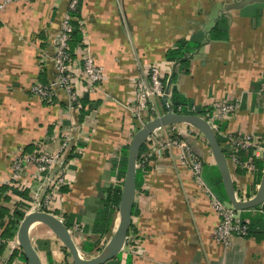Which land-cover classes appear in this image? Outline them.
<instances>
[{
  "label": "crops",
  "instance_id": "obj_1",
  "mask_svg": "<svg viewBox=\"0 0 264 264\" xmlns=\"http://www.w3.org/2000/svg\"><path fill=\"white\" fill-rule=\"evenodd\" d=\"M69 1H16L0 10V189L8 188L0 192V207L9 215L14 209L24 214L12 237L5 238L0 247V264H28L19 231L22 221L35 212L34 166L25 165L31 189L8 186L5 181L12 160L36 151L55 152L67 138L74 142L68 182L52 215L67 229L82 261L95 259L109 247L120 221L119 207L112 214L110 231L102 237L96 233L102 223L99 212L106 192L120 188L124 180L122 150H128L135 133L152 116L150 112L143 114L139 123L131 112L132 86L136 79L145 77L146 65L171 64L167 91L171 95L175 89L188 103L177 106L182 111L185 108L194 113L225 99L235 103V113L220 124L222 138L264 132V3L78 0L75 10L70 11ZM65 14L70 15L73 26L77 25L80 36L78 44H69L72 72L80 70L82 56L88 55L104 75L91 93L86 92L83 82L76 81V105L69 103L64 92L47 103L31 91L33 85L46 86L54 78L52 48ZM221 17L226 19L220 28L225 38L209 40ZM199 34L203 35L200 46L182 59L186 65L182 60L166 61L180 41ZM153 104L156 114L164 113L160 101ZM157 130L141 145V160L164 141L165 136ZM175 131L203 159L202 175L205 170L219 174L205 141L182 123ZM180 153L178 148H166L159 151L163 159H157L155 153L148 158L150 168L135 193L136 213L127 242L125 239L120 252L104 264H115L117 258L119 264H264V238L233 236L226 245L215 242L218 218L209 194L213 192L203 181H196ZM239 154L243 163L252 161L255 167L252 172L228 163L235 197L247 202L260 186L263 152L250 148ZM239 216L264 219V200L257 207L239 211ZM7 217H1L3 224ZM76 226L81 231L75 230ZM255 231L256 236L258 231L264 232V223L256 225ZM27 234L39 264H74L50 224L34 221Z\"/></svg>",
  "mask_w": 264,
  "mask_h": 264
},
{
  "label": "built area",
  "instance_id": "obj_2",
  "mask_svg": "<svg viewBox=\"0 0 264 264\" xmlns=\"http://www.w3.org/2000/svg\"><path fill=\"white\" fill-rule=\"evenodd\" d=\"M25 0H0V10L13 2ZM78 0L69 1L70 11L75 10ZM73 32L71 17L65 14L60 22L58 31V39L52 48V64L54 69V78L46 86L35 84L31 87L33 94L38 96L43 102L50 101L58 95L59 92H64L69 103L73 105L78 102V96L75 91L76 81H81L85 85L86 92H92L103 81L104 75L101 68L97 67L88 55H83L81 58V68L78 72H72V59L69 53V41ZM171 64H148L144 67L145 77L136 79L133 84V102L132 114L136 121L142 123L143 114L149 113L152 115L149 120L160 115L156 114L154 101H160L164 113L166 108L170 107L173 113L183 114L181 107L173 110L170 104L171 95L167 91V77L170 73ZM211 115L201 117L204 119L211 129L222 136L219 130L220 124L227 121L237 109V105L232 101L225 99L215 101L212 105ZM175 129H172L168 139H164L158 147L151 148L147 151L146 157L141 162L136 163L137 168L143 167L148 161V158L155 153L157 159H163L159 156V151L166 148H178L181 150L180 159L190 167L191 173L196 181L201 182L203 161L197 156L184 142L179 140ZM228 156V163L235 167L246 168L248 171H255L252 161L243 163L239 152L243 149H254L264 151V132L251 135L232 137L224 136ZM224 144V146H225ZM74 142L68 138L63 142L59 150L55 152L36 151L32 155L16 157L12 160L10 172H8L5 184L8 186L20 187L23 190L31 189V182L25 178L27 168L25 165L34 166L33 181L37 185L35 189L34 201L35 212H45L52 214L53 209L59 206L62 202L61 190L67 186L68 177L67 170L72 158ZM31 184V185H29ZM209 192V191H208ZM212 197V211L218 218V223L214 229L213 237L217 244L226 245L233 236L246 237L247 228L239 216V211L232 206L217 201ZM75 230L81 231L79 226ZM127 242V239H126ZM5 244V240L1 237L0 229V247Z\"/></svg>",
  "mask_w": 264,
  "mask_h": 264
},
{
  "label": "water",
  "instance_id": "obj_3",
  "mask_svg": "<svg viewBox=\"0 0 264 264\" xmlns=\"http://www.w3.org/2000/svg\"><path fill=\"white\" fill-rule=\"evenodd\" d=\"M181 123L192 126L206 140V143L218 168L227 202L237 211H244L259 206L264 200V151L262 157V175L257 194L250 201L239 202L235 197L232 183L230 180L228 161L219 143L217 142L216 133L211 129L209 124L201 117L192 114L189 115L173 113L170 107H168L166 108L165 113L153 118L152 120H149L144 125V127L139 129L133 136L128 146L126 172L123 180V197L121 195V201L119 205V209H121L122 212L120 215L118 227L115 231L113 239L109 244V247L106 248L102 252V254L96 257L95 259L89 261H82L63 223L51 214L45 212H34L32 214H29L22 221L19 231L22 248L26 255L28 264H39V260L30 244L27 234L29 226L34 221L46 222L54 228V231L56 232L57 236L64 244V246L68 249L72 258V262L74 264H104L106 261L114 258L120 252L122 246L124 245L125 239L127 237L131 225L132 209L136 193L135 158L137 156V153L146 138L156 129H160L161 127L169 124L174 125Z\"/></svg>",
  "mask_w": 264,
  "mask_h": 264
},
{
  "label": "trees",
  "instance_id": "obj_4",
  "mask_svg": "<svg viewBox=\"0 0 264 264\" xmlns=\"http://www.w3.org/2000/svg\"><path fill=\"white\" fill-rule=\"evenodd\" d=\"M258 2H260L261 4L264 3V0H259ZM72 15V14H71ZM226 22V19L224 18H220L217 22V24L215 25V27L210 31L209 40H222L225 38V34H224V30H221V26L224 25V23ZM79 39L80 36L78 34V27L77 25L73 26V32L71 34V39L69 41L70 42H76V44L79 43ZM203 39V35H195L193 36L189 41H180L178 43V45L175 47L174 50L170 51L167 54V62L169 63H176L180 60L183 59V57L186 55V53H188L190 50L192 49H196L200 46V43ZM187 61L182 60L181 64L186 65ZM174 76V75H173ZM176 76V75H175ZM175 78L173 77V80ZM170 104L171 107L173 108V110L177 109V106L179 105H188V103H186V101H184L179 94L176 92L175 89H171V98H170ZM212 108L211 107H199L198 109H196V111L193 113L188 112L185 108H183L182 113L183 114H196L202 117H206V115H211L212 113ZM221 125L219 126V129H221ZM182 138V137H181ZM216 138H217V142L219 143L223 153L225 154V156H228V150L224 147V143L226 142L224 138L221 137L220 134L216 133ZM183 139V138H182ZM186 142H189L187 138L184 137L183 139ZM140 151H138L137 156H136V162L139 163L141 162V156L140 154L142 153V149H139ZM126 155H127V147H125L122 150V177L125 174V169H126ZM240 155V154H239ZM241 157V156H240ZM140 168H143L144 172L142 173V171L140 170ZM149 166H148V162L146 164L143 165V167H139L136 172H135V184H136V190H138L139 185H140V179L142 178L143 174L149 170ZM203 168V167H202ZM121 175V174H120ZM124 178V177H123ZM202 181L205 183V185L211 189V191L213 192V196L214 198L221 202L224 203L225 201H227L226 195L224 193L223 190V185L222 182L220 180V176L219 174H215V172H212L210 170H205L203 175H202ZM7 186H2L0 189V192H5L6 191ZM64 188L62 189V192H64ZM120 201H121V188H114L111 189L109 191L106 192V195L103 199L102 202V207H101V211L99 212V218L102 219V223L99 226L98 231L96 232L97 234L100 235V237L104 236L105 234H107L110 231V224H111V217L112 214L114 213L115 210H117V208L120 205ZM136 213L134 207L132 209V216H134V214ZM8 215L7 217V221L6 224H3L1 221V217ZM24 214L21 213L18 209H14L12 214L9 215L8 211H4L3 209L1 210L0 207V229H1V237L3 239L5 238H11L12 237V233H13V228L16 226H18L19 224V220H21L23 218ZM259 217H262L261 215ZM242 221L244 222V225L247 228L246 231V237H253L255 239H260V238H264V232L263 231H258L260 233L256 234L257 231L253 232V229L256 225H260L261 223H264V219L260 218V219H242ZM4 225V226H3ZM131 226V225H130ZM256 236V237H255ZM100 250V249H98ZM119 258H117L115 262V264H119L118 261Z\"/></svg>",
  "mask_w": 264,
  "mask_h": 264
},
{
  "label": "rangeland",
  "instance_id": "obj_5",
  "mask_svg": "<svg viewBox=\"0 0 264 264\" xmlns=\"http://www.w3.org/2000/svg\"><path fill=\"white\" fill-rule=\"evenodd\" d=\"M184 126H187L188 127V129L190 130V131H192L191 133H193L194 135H197L198 137H200L203 141H205L206 142V140L204 139V137L196 130V129H194L192 126H189V125H187V124H183ZM178 126V124H174V125H166V126H163V127H161L159 130H157L159 133L161 132V135H163V136H165V140L166 139H168L169 137V135H170V132H171V130L172 129H176V127ZM175 127V128H174ZM176 135H178V134H176ZM179 137V136H178ZM179 140L181 141V139H180V137H179ZM154 143H156V141H153ZM160 143H162V142H160ZM210 153V152H209ZM202 161H203V159H202ZM135 162H136V158H135ZM137 163V162H136ZM124 177V176H123ZM122 177V178H123ZM120 188H121V195H122V197H123V180H121L120 181ZM237 201H239V202H241L239 199H237ZM224 204H226V205H228V206H231L227 201H225L224 202ZM118 212H119V214L121 215V212H122V210L121 209H118ZM52 215V214H51ZM109 238L108 237H106L105 238V240H108ZM110 240V239H109ZM104 247H105V243L104 244H102V245H100V248L101 249H104Z\"/></svg>",
  "mask_w": 264,
  "mask_h": 264
}]
</instances>
